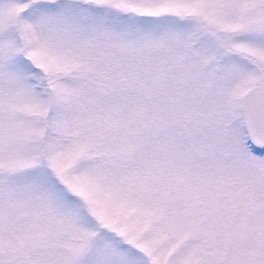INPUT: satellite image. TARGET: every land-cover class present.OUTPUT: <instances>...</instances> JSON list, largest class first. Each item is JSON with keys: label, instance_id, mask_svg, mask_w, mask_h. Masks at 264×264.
Listing matches in <instances>:
<instances>
[{"label": "snow or ice", "instance_id": "obj_1", "mask_svg": "<svg viewBox=\"0 0 264 264\" xmlns=\"http://www.w3.org/2000/svg\"><path fill=\"white\" fill-rule=\"evenodd\" d=\"M0 264H264V0H0Z\"/></svg>", "mask_w": 264, "mask_h": 264}]
</instances>
